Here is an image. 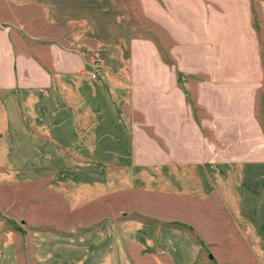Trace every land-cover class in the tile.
<instances>
[{
    "label": "crops",
    "instance_id": "crops-1",
    "mask_svg": "<svg viewBox=\"0 0 264 264\" xmlns=\"http://www.w3.org/2000/svg\"><path fill=\"white\" fill-rule=\"evenodd\" d=\"M92 1L3 0L39 12L41 36L0 24V175L56 186L69 178L70 188L80 161L135 175L132 183L146 175L155 190L216 201L264 264V64L253 1L168 0L162 43L137 35L116 0ZM47 182L40 208L53 193ZM1 231L0 264L51 256L27 250V231Z\"/></svg>",
    "mask_w": 264,
    "mask_h": 264
},
{
    "label": "rangeland",
    "instance_id": "rangeland-1",
    "mask_svg": "<svg viewBox=\"0 0 264 264\" xmlns=\"http://www.w3.org/2000/svg\"><path fill=\"white\" fill-rule=\"evenodd\" d=\"M252 1L264 64V0ZM115 3L137 35L155 34L162 43L166 35L157 19L166 15L168 0ZM0 12L8 19L5 24L0 19L1 25L20 32L26 40L39 41V12L20 5L11 7L3 0ZM181 86L192 90L193 81L183 80ZM256 103V117L264 130V86ZM84 164L87 161H80L78 176L70 178L76 184L70 188L69 178H62V184L58 177L56 186L50 177H27L25 183L26 178L0 175L1 232L27 231V250L51 255L43 258L44 264H256L246 232L229 220L216 201L177 197L155 190L146 175L138 176L146 184L132 183L135 175L120 176V169L104 174L85 169ZM43 179L49 188L52 185L49 190L53 193L44 202L48 207L40 208ZM228 235L234 239L221 240Z\"/></svg>",
    "mask_w": 264,
    "mask_h": 264
},
{
    "label": "built area",
    "instance_id": "built-area-1",
    "mask_svg": "<svg viewBox=\"0 0 264 264\" xmlns=\"http://www.w3.org/2000/svg\"><path fill=\"white\" fill-rule=\"evenodd\" d=\"M100 69H101L100 66H99L98 64H96V65L94 66L93 71L89 74V76H90L91 78H93V79L97 78V77L99 76ZM184 86H185V87H188V83L185 82V83H184Z\"/></svg>",
    "mask_w": 264,
    "mask_h": 264
}]
</instances>
